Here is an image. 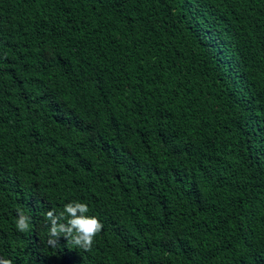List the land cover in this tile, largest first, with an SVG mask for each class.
<instances>
[{
  "label": "trees",
  "instance_id": "1",
  "mask_svg": "<svg viewBox=\"0 0 264 264\" xmlns=\"http://www.w3.org/2000/svg\"><path fill=\"white\" fill-rule=\"evenodd\" d=\"M0 256L264 264V0H0Z\"/></svg>",
  "mask_w": 264,
  "mask_h": 264
},
{
  "label": "clouds",
  "instance_id": "2",
  "mask_svg": "<svg viewBox=\"0 0 264 264\" xmlns=\"http://www.w3.org/2000/svg\"><path fill=\"white\" fill-rule=\"evenodd\" d=\"M88 212V205L80 201L68 202L60 211L47 210L44 214L48 229L47 245L57 248L59 238L63 237L67 245L85 252L91 250L95 237L103 229V224L97 217L87 215ZM30 219L22 209H17L15 229L20 233L28 232ZM0 264H13V261L0 256Z\"/></svg>",
  "mask_w": 264,
  "mask_h": 264
}]
</instances>
